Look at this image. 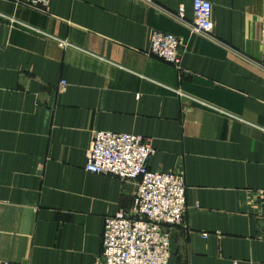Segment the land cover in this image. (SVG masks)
Wrapping results in <instances>:
<instances>
[{
    "label": "crops",
    "instance_id": "1",
    "mask_svg": "<svg viewBox=\"0 0 264 264\" xmlns=\"http://www.w3.org/2000/svg\"><path fill=\"white\" fill-rule=\"evenodd\" d=\"M209 1L204 34L193 0H0V261L102 264L137 186L86 169L112 131L185 175L169 264H264V0ZM154 31L180 39L179 66L151 54Z\"/></svg>",
    "mask_w": 264,
    "mask_h": 264
},
{
    "label": "built area",
    "instance_id": "2",
    "mask_svg": "<svg viewBox=\"0 0 264 264\" xmlns=\"http://www.w3.org/2000/svg\"><path fill=\"white\" fill-rule=\"evenodd\" d=\"M17 1L47 9L51 0ZM184 11L181 6L179 17ZM193 13L194 28L210 34L214 29L212 3L193 0ZM261 40L264 42V23ZM150 51L175 66L181 64V41L174 34L154 31ZM66 88L67 82L60 81L59 89ZM155 152L151 141L141 135L112 131H96L93 135L86 169L118 177L123 183H137L130 210L105 219L102 264H169L173 229L186 222L187 183L182 172L151 170L149 161Z\"/></svg>",
    "mask_w": 264,
    "mask_h": 264
}]
</instances>
